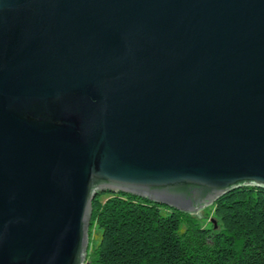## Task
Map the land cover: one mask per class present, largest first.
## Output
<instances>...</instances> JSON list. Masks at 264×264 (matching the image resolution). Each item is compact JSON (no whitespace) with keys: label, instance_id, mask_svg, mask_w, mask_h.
Instances as JSON below:
<instances>
[{"label":"water","instance_id":"1","mask_svg":"<svg viewBox=\"0 0 264 264\" xmlns=\"http://www.w3.org/2000/svg\"><path fill=\"white\" fill-rule=\"evenodd\" d=\"M264 189V0H0V264H90L93 200L195 215Z\"/></svg>","mask_w":264,"mask_h":264},{"label":"trees","instance_id":"2","mask_svg":"<svg viewBox=\"0 0 264 264\" xmlns=\"http://www.w3.org/2000/svg\"><path fill=\"white\" fill-rule=\"evenodd\" d=\"M108 198L103 201V197ZM90 264H264V189L242 187L211 205L217 222L128 194L93 200Z\"/></svg>","mask_w":264,"mask_h":264},{"label":"rangeland","instance_id":"3","mask_svg":"<svg viewBox=\"0 0 264 264\" xmlns=\"http://www.w3.org/2000/svg\"><path fill=\"white\" fill-rule=\"evenodd\" d=\"M108 198V196L103 197V201H105ZM194 216L202 225H207L206 222H211L214 227H217V222L215 218L212 216L211 207H207L204 210L200 211L198 214L191 215ZM100 243V232L94 231L91 233V239H90V247H89V253H92V250L98 246ZM89 262V260H87Z\"/></svg>","mask_w":264,"mask_h":264}]
</instances>
